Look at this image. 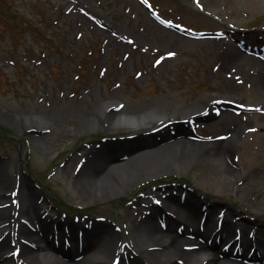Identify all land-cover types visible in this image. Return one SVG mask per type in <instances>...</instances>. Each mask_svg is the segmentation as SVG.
I'll use <instances>...</instances> for the list:
<instances>
[{
	"label": "rangeland",
	"instance_id": "rangeland-1",
	"mask_svg": "<svg viewBox=\"0 0 264 264\" xmlns=\"http://www.w3.org/2000/svg\"><path fill=\"white\" fill-rule=\"evenodd\" d=\"M144 1L156 16L139 0H0V178L7 182L4 191L12 205L20 206L32 187L37 191L31 201L50 226L46 233L52 245L42 255L48 249L55 258H66L53 244L65 239L64 226L71 225L56 230V220L107 222L128 235L134 211L155 207L174 188L264 224V210L254 208L264 178H252L242 168V136H234L235 180L197 166L148 168L137 161L130 163L131 180L118 170L107 175L116 192L92 198L83 189L88 159H102L120 141L124 144L114 156L123 160L130 147L161 144L162 128L169 123L189 129L194 139L208 140L230 135L235 124L223 119L227 112L245 119L256 111L236 103L243 79L223 69L219 57L229 40L238 44L229 30L263 33L264 8L233 24L211 0ZM214 176L239 189L216 192L198 184ZM173 194V205L198 221L199 208L180 205V192ZM42 221L26 226L38 228L46 241ZM257 231L264 238V230ZM7 241L12 248L15 240ZM73 251L70 256L78 260L88 252ZM117 253L113 247L106 259ZM118 263L131 264V259L121 254Z\"/></svg>",
	"mask_w": 264,
	"mask_h": 264
},
{
	"label": "bare ground",
	"instance_id": "bare-ground-1",
	"mask_svg": "<svg viewBox=\"0 0 264 264\" xmlns=\"http://www.w3.org/2000/svg\"><path fill=\"white\" fill-rule=\"evenodd\" d=\"M210 5L215 6V9H219L222 14L228 15V20L233 24H239L247 15L264 8V2L261 3L258 0H245V2L211 0ZM229 32L230 37H237L238 42L251 39L264 44V30L263 33L248 34H240L234 30H229ZM249 55L251 54H245L242 51L240 45L229 40L219 57L223 69L239 74L243 79V83L237 89L236 103L256 110L248 113L249 117L245 119L236 117L230 112L223 115V119L229 121L230 126L235 124L234 127H230V135L214 136L208 140L194 139L189 129H178L175 123H169L162 128L161 144L151 141L155 143L152 149L140 150L143 147H130L127 151V158L120 160L118 158L120 155L114 156L119 152L117 147V149L107 148L109 152L103 155L102 159L99 156L88 159L87 162L91 164L88 167L91 168L80 179L83 189L89 191L92 198H103L107 194L116 192L114 190L116 186L108 183L107 175H112L118 170L124 172L123 175H127L131 180L130 163L137 161L139 166L148 168L155 165L157 168L176 167L182 170L197 166L216 175L226 174L235 180L238 166L233 159L236 147L234 136L238 138L242 136L246 143L242 168L252 178H264V116L261 112L264 109V60L250 58ZM189 118L192 117L189 116ZM245 121L246 123L252 122L253 126L242 127L241 123ZM171 127L174 128L173 131ZM22 134L24 136L25 131H22ZM139 137L143 138V135ZM24 178L21 177L20 181ZM6 184L7 182L0 178V264H35L42 263V260L46 264H87L90 262V264H103L104 262L114 264L112 260L106 259L113 247L118 249L117 257L122 254L131 259V264H264V253L260 254L257 249H254L256 245H264V238L260 236L256 243V236L252 231L255 228L260 231L264 230L263 223L245 217L243 211L228 205L219 206L220 204L204 200L185 188L165 191L167 196L161 200V204H156L155 207H149L147 210L134 211L137 217L132 222L128 235H122L121 231L107 222L88 221L86 226L81 221L70 222L69 218L58 219L56 220L57 230L65 223L70 224L74 231L83 227L92 230L89 234L86 232L83 239L81 250L88 251L87 255L84 260L70 256L72 252L68 253L66 258H55L50 255V252L48 253V249L42 255L40 251L51 247L48 237L46 241H43L44 237L39 235L38 228L31 230L26 226L38 222V219L43 220L42 216L38 215V205L31 201L37 195V191L32 187L31 192L24 193L22 204L16 206L9 203L6 197L4 191ZM198 184L216 192L224 189H231V192H234L239 189V186L226 183L220 176L202 177ZM174 192H180L178 199L186 194L188 199L195 201L201 207L208 204L218 209L217 211L222 215L234 217L235 221L230 222L228 219L222 227V219L215 217V213H210L207 220L199 224L193 216L180 211L176 205H173L170 197H174ZM257 197L260 200L254 208L258 206L260 210H264V187L261 188V193ZM40 226H42L43 233L46 232V228L50 227L46 220H43ZM232 234L236 237L235 240L230 239ZM10 238L15 240L12 248L11 243L7 241ZM74 238L77 239V234ZM119 240L123 243L118 244ZM74 242L77 245L76 241ZM31 244H36V247ZM19 248L21 252L16 257L15 250Z\"/></svg>",
	"mask_w": 264,
	"mask_h": 264
}]
</instances>
